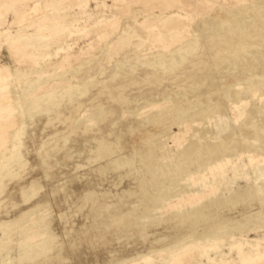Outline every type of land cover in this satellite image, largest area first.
Segmentation results:
<instances>
[{
	"label": "rangeland",
	"instance_id": "obj_1",
	"mask_svg": "<svg viewBox=\"0 0 264 264\" xmlns=\"http://www.w3.org/2000/svg\"><path fill=\"white\" fill-rule=\"evenodd\" d=\"M0 264H264V0H0Z\"/></svg>",
	"mask_w": 264,
	"mask_h": 264
},
{
	"label": "bare ground",
	"instance_id": "obj_2",
	"mask_svg": "<svg viewBox=\"0 0 264 264\" xmlns=\"http://www.w3.org/2000/svg\"><path fill=\"white\" fill-rule=\"evenodd\" d=\"M56 3V6L60 5V2H55ZM52 5H49L48 7H51ZM55 6V7H56ZM84 117V116H83ZM82 118V117H81Z\"/></svg>",
	"mask_w": 264,
	"mask_h": 264
}]
</instances>
